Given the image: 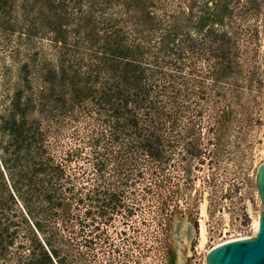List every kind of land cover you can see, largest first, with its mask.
<instances>
[{
	"label": "rangeland",
	"instance_id": "1",
	"mask_svg": "<svg viewBox=\"0 0 264 264\" xmlns=\"http://www.w3.org/2000/svg\"><path fill=\"white\" fill-rule=\"evenodd\" d=\"M17 92L33 140L4 111ZM25 150L56 168L51 227L31 217L59 264H205L262 212L264 0H0V159Z\"/></svg>",
	"mask_w": 264,
	"mask_h": 264
},
{
	"label": "trees",
	"instance_id": "2",
	"mask_svg": "<svg viewBox=\"0 0 264 264\" xmlns=\"http://www.w3.org/2000/svg\"><path fill=\"white\" fill-rule=\"evenodd\" d=\"M207 10L209 8L206 4L200 6L198 10L196 29L199 31L213 22L212 16ZM52 33L57 35V32ZM209 34L214 35L212 31H209ZM126 60L130 61L128 58ZM46 82L52 87L55 86L54 82L49 79ZM121 83H125L124 78ZM20 96V92H17L4 111L19 123V135H27L30 137L28 139L33 140L37 135V129L35 124L27 123V120L34 102L30 97L22 99ZM39 99V103L50 102L49 97L44 94L40 95ZM1 121L3 122V120ZM36 151L38 150L24 151L26 154L24 153L25 156L22 157L23 162L18 166L19 170L16 172L15 168H9L6 160L3 164L0 159V264H59L56 258L59 255H56L52 241L44 238L41 234L42 226L36 222L37 218L35 221L31 217V213L32 215H44V219L40 221H44L47 227H51L52 210L56 205L52 202V195L57 192L53 185L56 168L52 160L48 156L43 157ZM41 175L44 177L41 178ZM27 199L39 201L40 205L34 212L28 206ZM59 199L64 202L65 195H60ZM43 203L47 207L41 206ZM58 258L60 259V256Z\"/></svg>",
	"mask_w": 264,
	"mask_h": 264
},
{
	"label": "water",
	"instance_id": "3",
	"mask_svg": "<svg viewBox=\"0 0 264 264\" xmlns=\"http://www.w3.org/2000/svg\"><path fill=\"white\" fill-rule=\"evenodd\" d=\"M255 180L262 204L258 234L213 248L207 254V264H264V163L259 166Z\"/></svg>",
	"mask_w": 264,
	"mask_h": 264
},
{
	"label": "built area",
	"instance_id": "4",
	"mask_svg": "<svg viewBox=\"0 0 264 264\" xmlns=\"http://www.w3.org/2000/svg\"><path fill=\"white\" fill-rule=\"evenodd\" d=\"M240 194L242 195L241 192H240ZM238 217L239 216L234 217V222L232 220H230V221H228V223H226V225H225V227L223 229V232H222V238H221V240L219 242L222 245L226 244V243H229V242H233V241H237V240H243V239H247V238H252L253 237L250 234L251 231L253 230V215H252V213L248 212V210H245V212L242 215V217H239V218ZM258 232H259V230H258ZM217 245L218 244L212 246L210 248L209 252L213 248L218 247ZM205 262H206V256H205Z\"/></svg>",
	"mask_w": 264,
	"mask_h": 264
},
{
	"label": "bare ground",
	"instance_id": "5",
	"mask_svg": "<svg viewBox=\"0 0 264 264\" xmlns=\"http://www.w3.org/2000/svg\"><path fill=\"white\" fill-rule=\"evenodd\" d=\"M257 196L259 198L258 192H257ZM260 204H261V202H260ZM261 209H262V207H261ZM260 214L261 213H259L257 217H254V220H253V235H252L253 237L258 233V230H259V226H260ZM201 215H202V218H201L200 241L199 242H200V246L202 248H205V246L207 244V241H208V238H207L208 237L207 236L208 234H207L205 219H203V218H206V216H207V213H206V204L202 205V207H201ZM221 245H222L221 243H218L217 246H221ZM206 258H207V256H206ZM205 264H207V262H205Z\"/></svg>",
	"mask_w": 264,
	"mask_h": 264
}]
</instances>
